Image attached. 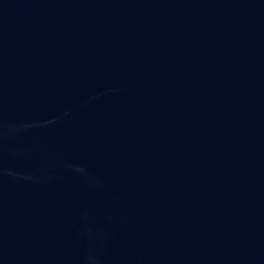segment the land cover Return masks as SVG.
<instances>
[{
	"label": "water",
	"instance_id": "obj_1",
	"mask_svg": "<svg viewBox=\"0 0 264 264\" xmlns=\"http://www.w3.org/2000/svg\"><path fill=\"white\" fill-rule=\"evenodd\" d=\"M0 264H264V0H0Z\"/></svg>",
	"mask_w": 264,
	"mask_h": 264
}]
</instances>
